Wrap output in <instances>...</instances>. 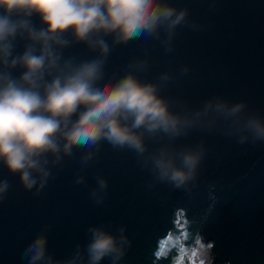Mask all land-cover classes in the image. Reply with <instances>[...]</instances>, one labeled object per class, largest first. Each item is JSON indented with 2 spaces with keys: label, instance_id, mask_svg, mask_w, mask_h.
<instances>
[{
  "label": "water",
  "instance_id": "1",
  "mask_svg": "<svg viewBox=\"0 0 264 264\" xmlns=\"http://www.w3.org/2000/svg\"><path fill=\"white\" fill-rule=\"evenodd\" d=\"M166 2L187 10L171 41L161 31L158 38L140 35L112 46L103 79L116 82L131 71L158 84L174 112H194L221 97L244 102L247 115L264 119V0ZM32 21L39 27L38 18ZM96 55L80 44L64 51L78 60ZM136 61L146 67L131 69ZM165 73L170 79L162 81ZM173 144L202 145L205 153L195 179L180 188L158 182L134 151L106 141L87 163V150L74 148L43 186L30 190L0 166V181L8 184L0 199V264H28L25 250L41 234L47 252L66 260L77 245H87L88 229L99 226L116 236L124 229L128 243L119 264H188L198 243L210 248L211 264H264V140L240 143L226 122L205 119ZM148 145L153 150L158 143Z\"/></svg>",
  "mask_w": 264,
  "mask_h": 264
},
{
  "label": "clouds",
  "instance_id": "2",
  "mask_svg": "<svg viewBox=\"0 0 264 264\" xmlns=\"http://www.w3.org/2000/svg\"><path fill=\"white\" fill-rule=\"evenodd\" d=\"M186 17V9L166 0H0V166L30 190L43 186L74 148L87 150L82 156L87 163L106 141L134 151L158 182L180 188L195 179L205 153L202 145L177 148L173 141L205 119L226 122L240 143L264 140V119L247 115L244 102L213 97L202 109L174 112L158 84L141 82L131 71L116 82L103 79L112 46L140 35L158 38L161 31L170 42ZM20 41L23 51L17 53ZM78 44L96 57L66 58L64 51ZM146 64L129 67L143 70ZM149 141L158 146L149 150ZM97 182L107 187L103 178ZM7 189L0 181V199ZM118 231L116 236L103 226L90 227L87 245L83 250L77 245L66 260L47 252L41 234L25 250L28 264H102L106 258L119 264L128 241L124 229Z\"/></svg>",
  "mask_w": 264,
  "mask_h": 264
},
{
  "label": "rangeland",
  "instance_id": "3",
  "mask_svg": "<svg viewBox=\"0 0 264 264\" xmlns=\"http://www.w3.org/2000/svg\"><path fill=\"white\" fill-rule=\"evenodd\" d=\"M193 264H211L210 248L203 249L201 255L195 258Z\"/></svg>",
  "mask_w": 264,
  "mask_h": 264
},
{
  "label": "bare ground",
  "instance_id": "4",
  "mask_svg": "<svg viewBox=\"0 0 264 264\" xmlns=\"http://www.w3.org/2000/svg\"><path fill=\"white\" fill-rule=\"evenodd\" d=\"M203 249H205V247H203L202 244L198 243V246L188 256V264H193L195 258L201 255Z\"/></svg>",
  "mask_w": 264,
  "mask_h": 264
}]
</instances>
